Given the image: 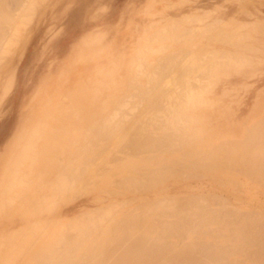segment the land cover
Wrapping results in <instances>:
<instances>
[{
    "label": "rangeland",
    "instance_id": "rangeland-1",
    "mask_svg": "<svg viewBox=\"0 0 264 264\" xmlns=\"http://www.w3.org/2000/svg\"><path fill=\"white\" fill-rule=\"evenodd\" d=\"M2 2L9 17L4 22L7 26L0 25L1 173L9 154L19 150L14 140L20 137L16 136L28 133L29 124L37 118L36 111L46 97L54 94V88L68 89L65 87L74 85L78 73L102 72L110 64L118 66L117 77L126 76L131 61L136 70L130 78L132 84L122 90L119 102L104 117L107 134L96 148L86 145L82 152L74 149L68 161L57 160L56 168L29 174L31 180L41 176L47 184H30L25 195L14 199L10 215L5 212L0 216V243L9 241L40 216L74 222L109 207L117 208L122 215L130 213L125 216L149 215L150 211L154 215L159 213V204L167 200L172 205L194 197L207 201V208L203 201L201 207L217 218L213 227H221L219 231L234 219L252 216L262 225L258 224V230L264 235V183L249 180L248 190L229 185L222 176L215 177L210 169L203 168L208 161L187 169L186 175L175 174L177 166L170 161L181 159L183 154L166 143L168 135L174 133L183 139L182 135L193 129L207 130L210 137L242 139L250 123L264 116V0ZM87 51L92 52L90 58L77 67ZM169 59L181 65L173 68L167 63ZM166 71H172L170 82L160 88L158 78ZM117 77L112 81H121ZM45 86L47 89L42 88ZM159 88L160 94H155ZM41 90H45L44 99ZM188 95L196 100L180 107L172 105L175 101L170 104L176 96ZM163 121L169 126L160 131L163 140L159 144L145 149L124 145V139L139 129L153 136L154 128ZM88 122L94 124L95 120ZM125 158L130 164H143L144 169L132 172L119 168ZM167 168L171 171L166 172ZM82 171L89 178L82 179L78 186L66 184L62 191L55 188L54 179L67 180L66 176ZM229 171L235 177L240 174ZM99 172L104 174L100 176L108 181L106 184L95 179ZM4 179L0 178L1 194ZM188 212L194 220L196 211ZM164 218L165 223L176 222L170 215ZM198 221L197 217L194 223ZM223 231L222 238L231 240L229 232ZM170 241L176 246L183 244L176 235H171ZM170 254H159L157 260L163 261ZM250 257L238 256L240 264H250Z\"/></svg>",
    "mask_w": 264,
    "mask_h": 264
},
{
    "label": "bare ground",
    "instance_id": "bare-ground-1",
    "mask_svg": "<svg viewBox=\"0 0 264 264\" xmlns=\"http://www.w3.org/2000/svg\"><path fill=\"white\" fill-rule=\"evenodd\" d=\"M2 1L4 0L0 1V25L7 26L4 22L8 20L9 16L5 12ZM96 49L91 51L95 52ZM88 50L90 51V49ZM85 54L79 59L77 67L86 63L92 52ZM172 60L167 61L169 66L173 65L174 68L181 65ZM130 63H128L130 66H126L128 69H126L124 78L123 76L117 77L116 68L118 66L110 64L106 65L109 68L102 72H98L97 69L90 73L86 72V75L78 73L76 78L79 77L73 82L74 85L70 87L68 84L65 87L68 89L62 90L61 88L56 91L57 89L54 88L55 90H51L54 94L46 97L41 103L40 110L36 111L38 112L37 118L34 116L35 119H31L33 122L28 126V133L16 136L20 137V139L14 140L19 150L10 152V158L3 165V172H0L2 174L0 178L5 177L3 184L1 183L3 190L2 194L0 192V216H5V212L10 215L14 199L17 196L25 195L29 191L30 184L31 186L40 183L47 184V181H44L41 176L31 180L30 173L43 172L45 168H56L57 160L68 161L74 149L75 151L80 149L82 152L84 146L95 147L103 139L102 137L107 134L104 126L108 127L104 117L110 113L112 105L119 102L120 93L129 87V82L132 80L130 78L133 75L135 63L132 62L133 66ZM111 67L112 69H110ZM171 74L172 71H166L161 78L159 77L160 79L158 78L157 84H162L160 88L165 87L168 81L170 82ZM110 76L114 79L121 78V81H112L113 78ZM130 84L132 83L130 82ZM42 88L47 89L46 86ZM160 88L154 93L160 94ZM44 91L41 90V99H44L46 95ZM53 95L56 97L54 102L53 99L51 100L54 98ZM176 97V99H170V104L175 101L172 105L178 107L196 100L191 95L190 97L189 95ZM257 118L253 122L251 121L252 123L242 139L232 136L228 138H225L226 136L210 137L207 130L198 131V133L195 129L185 133L187 135H182L183 139H181V135L177 136L174 133L168 135L170 136L166 139L168 147L176 146L175 150L179 149L183 154L181 159L170 161L177 166V171L174 173L186 175L187 169L194 168L200 162L207 163L206 161H208L203 168L210 169L211 175L215 177L222 176L229 185L247 190L249 189V180L252 183L256 180L255 183L260 184L261 182L260 185H262L264 183V116ZM91 120L93 122L95 120V123L88 122ZM28 122L29 120L26 123ZM166 126H169L167 121L157 125L154 128L153 136L146 134L143 129L136 130L124 139L126 143L124 145H134L137 149H145L153 144H159L163 140V137L159 136L160 131ZM145 160L151 162L150 158ZM119 168L135 172L143 170L144 166L143 164H130L125 158ZM101 170L99 169V171ZM229 170H237L238 173L240 172V177H235V174L232 176L233 174ZM167 171L170 172L171 169L167 168ZM96 174L95 179L102 182L101 184L108 182L100 176L104 175L103 173ZM98 174L99 177H97ZM66 177L67 180L65 178L53 180L56 184L55 188L57 187L59 191H62L66 184L78 186L82 179L89 178L83 171L79 175ZM25 183L29 185L24 186ZM56 192L58 193V191ZM194 198L181 202L175 201L172 205L168 200L165 203L162 201V205L158 206L159 213L156 209L154 211L158 214L152 213L154 215H151L150 211L149 215L142 213L143 215H137V217L125 216L130 213L119 214L115 207H107L108 209L105 208L107 210L104 209L105 212L101 214L91 213L74 222L46 220L40 216V219L9 237V241L0 243V264H224L222 262L224 259H228L225 264H240L239 259L241 258L238 259V256L244 258L249 255L252 264L253 262L254 264H264V235L258 230L259 223L255 221V217H253L254 220L251 219L252 216L251 218L248 216L249 219H234L231 223H227L229 227L225 222L223 227L226 226L224 227L226 229L224 231L229 232L231 236V240H228L230 237L222 238L223 229L219 231L221 227L220 229L218 226L213 227L217 218L214 219V215H210L209 211L202 209L201 204L204 202L203 206H205L207 201L202 199V202L196 197ZM205 207L207 208V206ZM192 209L193 213L194 210L196 211V218H199L197 223H194L196 218L194 221L191 219L193 216L189 217L187 214H191L188 211ZM168 215L176 218V222L165 223L166 217L164 218V216ZM231 215L233 214L231 213ZM171 235L181 237L183 244L176 246L172 241L170 242L173 244L169 243ZM166 252H171V254L159 262L157 260L159 254L163 255ZM197 255L201 257L198 258ZM247 260L249 263V259Z\"/></svg>",
    "mask_w": 264,
    "mask_h": 264
}]
</instances>
